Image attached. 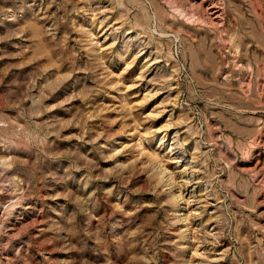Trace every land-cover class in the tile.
Masks as SVG:
<instances>
[{
    "label": "rangeland",
    "instance_id": "374dc122",
    "mask_svg": "<svg viewBox=\"0 0 264 264\" xmlns=\"http://www.w3.org/2000/svg\"><path fill=\"white\" fill-rule=\"evenodd\" d=\"M0 264H264V0H0Z\"/></svg>",
    "mask_w": 264,
    "mask_h": 264
}]
</instances>
